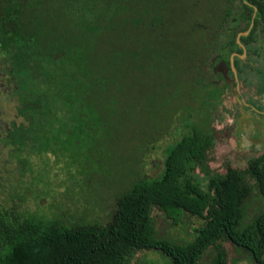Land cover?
Segmentation results:
<instances>
[{
    "label": "trees",
    "instance_id": "16d2710c",
    "mask_svg": "<svg viewBox=\"0 0 264 264\" xmlns=\"http://www.w3.org/2000/svg\"><path fill=\"white\" fill-rule=\"evenodd\" d=\"M217 1L203 13L206 0H0V105L5 99L16 113L0 144L16 154L62 152L99 186L118 168L130 181L114 187L105 221L33 213L22 199L0 203V264H133L144 252L203 264L211 250V264H228L225 242L264 264V154L245 170L213 173L215 138L192 125L159 177L141 176V155H133L170 130L158 133L148 117L157 116L161 92L180 84L177 68L198 81L201 57L220 50L229 63L236 54L239 80L264 94V0H222L219 15ZM140 84L142 104L125 103ZM254 193L263 206L246 223ZM155 208L176 224L186 213L203 224L192 241L162 239Z\"/></svg>",
    "mask_w": 264,
    "mask_h": 264
},
{
    "label": "rangeland",
    "instance_id": "374dc122",
    "mask_svg": "<svg viewBox=\"0 0 264 264\" xmlns=\"http://www.w3.org/2000/svg\"><path fill=\"white\" fill-rule=\"evenodd\" d=\"M208 3L209 0L204 2L203 13L207 11ZM189 71L184 73V69L175 70L173 78H178L180 84H172L166 92H161V98L155 107L157 116L148 117L149 122L158 129V133L160 131L162 134L169 126L170 130L159 135L157 142L148 144L149 149H146L142 143H138L140 148L143 145L142 148L133 152L134 156L141 155V164L137 165V169L145 178L153 179L162 174L167 152L181 140L184 134L192 130V125L209 128L215 138L214 147L207 157V166L213 173L225 175L229 167L245 170L249 161L263 152L251 138L252 124L257 123V120L260 121L261 117L257 115L255 122H250L251 119L247 117L241 121L242 106L246 103L245 96H242V91L246 89L242 86L234 93L226 90L222 96L223 104L217 106V98L214 95L210 105L201 111L200 101L194 102L195 105L192 104L193 111L189 110L190 114L183 110L193 101V95L191 96L193 77L189 76ZM167 78L170 82V77ZM137 88L138 90L135 89L134 92L129 91L124 99L125 103L133 107H139L141 103L142 97L138 95L142 89L141 84ZM2 101L0 139L10 128L9 121L16 117L14 104L6 102L5 99ZM135 127L138 128L139 125ZM243 129L245 137L240 138L239 131ZM260 129L263 133L264 127ZM9 148L8 144H0V172L3 177L1 182L4 181V188L0 189V203L7 207L16 202L21 204L20 199H22L24 208L30 209L33 213L49 217L58 214L66 215L67 219L74 220L86 215L90 221H105L111 211L114 187L119 188L120 185L124 186L130 182L127 177L128 171L118 168L111 174L110 184L99 186L96 184V179L100 181L101 178L94 176L86 178L81 174L82 168L79 165L70 164V159L62 152L55 154L52 151L41 153L29 150L16 154ZM196 173L201 179L205 176L200 168L196 170ZM203 184L205 186V181ZM262 206L263 200L254 193L246 206L245 222L248 223L256 216ZM153 218L158 236L177 243L192 241L196 236V229L203 224L201 219L187 213L176 224L173 219L157 208L153 211ZM224 246L228 253V264H253L248 255L238 252L232 242H225ZM214 256L215 252L209 251L202 263L211 264ZM133 264L171 263L160 253L144 252L139 254Z\"/></svg>",
    "mask_w": 264,
    "mask_h": 264
},
{
    "label": "flooded vegetation",
    "instance_id": "af4514ba",
    "mask_svg": "<svg viewBox=\"0 0 264 264\" xmlns=\"http://www.w3.org/2000/svg\"><path fill=\"white\" fill-rule=\"evenodd\" d=\"M222 0L217 1V14L223 12V2ZM237 10H235L236 12ZM221 49V47H220ZM236 54L232 55L227 63L224 58L223 51H217L216 56L211 57L210 59L207 56L201 57L200 65L201 72L199 74V80L197 76L193 80L191 96L193 95V101L190 103L192 106L195 105L194 102L200 101L199 107L200 110H203L210 105L211 100L209 94L211 93L214 97L217 98V106L223 104L224 99L222 98L224 92L228 90L229 92L234 93V91L240 86L245 88L246 91H242V96H245L246 103L242 106V117L241 121L249 118L250 122H255L257 115L261 117L260 121L257 120L252 124V141L254 140L255 145L262 150L263 152L258 155L261 156L264 154V132H261L262 127H264V94H259L257 91V85L247 86L239 80V72L236 68L235 61ZM243 59L245 56H241ZM212 99V98H211ZM260 126V127H259ZM241 136L240 138L245 137L244 129L239 131ZM242 133V134H241ZM252 143V142H251ZM256 156V157H258Z\"/></svg>",
    "mask_w": 264,
    "mask_h": 264
}]
</instances>
